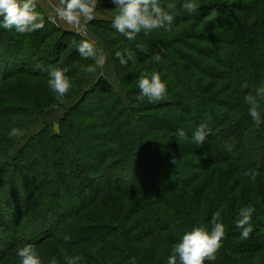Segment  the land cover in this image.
Returning <instances> with one entry per match:
<instances>
[{"label":"trees","instance_id":"16d2710c","mask_svg":"<svg viewBox=\"0 0 264 264\" xmlns=\"http://www.w3.org/2000/svg\"><path fill=\"white\" fill-rule=\"evenodd\" d=\"M200 2L194 12L178 8L175 4L170 13L173 21L167 28L180 27L176 33L181 34L186 32V23H200L210 12L227 14L231 18V31L218 38L227 44L225 51L218 49L220 41L216 37L203 31L195 33L198 44L191 46L188 39L185 43L173 37L174 40L177 39L173 44V39L165 42L152 31L137 34L139 41L136 42L122 38L111 27L109 20L90 21L91 26L98 27V35L108 48L114 64L119 61L115 52L121 51L125 56L134 54L132 64L142 67L141 70L134 71L135 80L141 74L158 72L164 81L166 77L162 71L166 72L167 69L175 74L174 80L166 82L167 93L163 100L148 104L146 100L137 99L139 89L136 85L134 92L129 88L134 80L131 82L129 76L125 79L120 75L126 98L131 102L128 109L112 83L101 76L83 92L84 96L95 94L93 106L83 107L82 95L60 119L58 132L52 134L47 128H43L35 138L29 140L22 152L5 149L6 152L0 158V180L9 176L8 181H0V215L4 213L5 220L8 221L4 223L5 229L10 230L14 236L11 239L6 236L3 238L6 248L5 251L3 247L0 248V260L11 254L18 258L16 251L26 246L20 231V211L13 210V206L23 205L29 200L52 211L58 197L68 202V206L63 207L66 213L55 222L46 220L49 218L44 215L36 220L34 226L39 228L37 227L38 231L32 237L39 236V239L34 238V243L28 242V245L35 247L50 243L61 249L83 245V242L90 244L91 241L106 245L108 238H115V242L123 245L118 248L122 254L118 264H142L131 258V254H135L131 234L137 227L151 222L157 230L163 231L162 225H168L167 230L173 232V240L180 241V231L176 233L178 229L187 232L188 227H203L211 222L213 213L219 212L225 225V235L217 251L231 257L240 254L241 247L247 245L240 244L242 237L240 230L235 227V221L239 218V210L248 206L254 209L251 224L256 231H263L259 233L264 244V197L261 198L259 193L256 195V188L264 193V124L257 126L254 123L244 99L249 93L254 95L256 86L264 81V0H250L246 3L235 0L231 2L232 9L228 8L230 4H227V9L218 8L222 5L213 4V0ZM109 5L114 7L112 3ZM166 5L162 4L164 7ZM37 9L41 12L39 7ZM40 14L44 17L43 29L23 34L19 42L7 30L0 29V37L4 36L10 45H29L31 49L27 56L35 52L34 54L42 57V63L35 60L31 62L33 67L39 64L54 66V69L65 70V75H70L73 73L70 68L73 62L91 60L80 58L77 51L78 45L88 39L53 25L47 17ZM228 34L231 35L227 36ZM9 43L0 40V79L17 73L48 75L51 69L46 68L49 67L42 70L43 72L25 70L26 63L15 56L16 52L8 46ZM177 43L183 44V47L187 45L186 48H190L191 52L186 54L178 51L175 47ZM144 46L159 55L158 66L154 67L155 63L150 65L145 62L149 55L139 52ZM77 56L79 57L76 58ZM196 56L200 59L197 60ZM173 58H180L183 63L174 61ZM15 68L21 70H14ZM243 84L248 87H241ZM179 87L182 91L176 94ZM195 91L198 95L193 103ZM49 93L46 98L33 102L32 105L28 103L31 109L28 112V124L37 121L40 113L46 114L72 96L67 93L58 100L54 93ZM21 100L15 96L13 102L9 103H23ZM9 103L0 104V107H6ZM259 110L264 113V105ZM111 117L116 121V128L107 131L102 121ZM82 119H88L91 123H84L83 127L76 126ZM200 125H204L210 134L203 145L196 146L192 135ZM80 127L89 133L84 134ZM177 129H183L185 135L178 137ZM5 131L10 132L9 129ZM18 134L17 131L13 135L16 140H11L15 145L22 141L25 133L20 140ZM104 135L109 137L108 143L97 153L94 142ZM35 148L41 149L42 155L51 154L54 170L49 172L44 169L38 173L29 170L28 175L33 176L30 179L12 176V172L16 173L22 165L31 169L36 161ZM78 148L84 153L82 157L76 154ZM89 149L94 155L85 156ZM126 159L128 163L135 165V169L128 173H112L111 169L118 164L127 163ZM224 165H229L232 173ZM228 172L231 173L229 181ZM27 180H31L32 185L27 184ZM230 183L232 184L229 185ZM21 192H29L24 203L19 200ZM73 193L75 195L72 197ZM115 194H122L124 198L127 195L133 197V209L126 215L127 210L121 219L113 216L117 214L113 207L124 208L128 205L112 204ZM72 201L75 205H71ZM91 206L97 208L89 213L91 224L85 226L80 221L84 220L83 217L87 215L85 211ZM136 209H140L138 214ZM131 214L137 215L133 218ZM142 214L147 218L145 222H136L137 218H143L140 217ZM103 218L104 221L101 220ZM107 218L109 219L106 220ZM72 219L79 221L75 224L80 227H73L74 234L88 230L90 235L99 233V237L87 239L89 242L83 240L85 234H76L80 238L77 240H73L72 235L70 239H66L62 229H69L74 224ZM71 232L72 230L69 231Z\"/></svg>","mask_w":264,"mask_h":264},{"label":"rangeland","instance_id":"374dc122","mask_svg":"<svg viewBox=\"0 0 264 264\" xmlns=\"http://www.w3.org/2000/svg\"><path fill=\"white\" fill-rule=\"evenodd\" d=\"M55 1L56 3L54 2V4L57 5L58 0H55ZM163 1L164 0H160L161 5L165 3L168 4L171 2V3L176 4L178 8L182 7V4L184 3V0H170V2H167L168 0H166L165 2ZM232 1H235V0H213V4L220 3L222 7H218V8H223V9L225 8L227 9L226 7L227 4H230L228 8L232 9L233 8V6L231 5ZM248 1L250 0H242V3H246ZM194 2L196 5L198 4L200 5L201 3L200 0H194ZM110 3H111V0H100V3L96 10V16L94 19L109 20L111 22L114 11H113V8H111V6L109 5ZM37 7H39V9L41 10V12L40 11L39 12L42 13L45 17H47L48 21L52 23L53 25L67 29L71 32H74L75 35L76 34L80 35V37L82 38H86L89 41L95 42L98 51L102 50L104 54L107 56V61H106V64L102 68L95 65L94 61L91 58H90L91 59L90 61H86V62H83L81 60H76L75 62H73L72 65H70V68L73 69V73L70 75H66L69 78L71 85H72L68 92L72 96L64 100L62 105L51 109L46 114L42 115L40 113V116L37 119V121L33 123H29V124H28V112L31 109L28 103L29 104L31 103L32 105L33 102H37V101H40L42 98H46L47 95L50 94L49 92L53 93L47 84L49 75H44V74L39 75L41 73H38L36 75L29 74V73H19V74L17 73V74H13L8 77H5L3 79H0V104H8L11 101L13 102V99L15 98V96L21 98L22 99L21 101L24 103L23 104L21 102H15V104L9 103V105L6 107H0V158L6 152L5 149L9 151L10 149H13V150L15 149L14 152H18V151L22 152L25 149L29 140L32 138H35L43 128H47L52 134L58 132L60 119L67 113L70 107H72L75 103H77L80 100V98L83 95V92L86 91V89H88L91 85H93L97 81V79L101 76L105 77L112 83V85L114 86V89L119 93V95H121L122 99L125 101V104L127 105V108L129 109L131 106V102L129 99L126 98L125 86H124L123 80L121 79L120 75H122L125 79H126V76H129L130 78L127 77V80L129 78L131 82L134 80L132 84L129 85V88L132 89L134 92L135 85L137 84L139 78L135 80V77L133 78V73L134 71H138L142 69L140 65H137L135 63L132 64L131 61L133 59L134 54H132L131 59H127L128 56H125V58L127 59L126 64L122 65L119 61L117 62V64H114L111 60V56H110L111 54L108 48L103 44L101 38L98 35V27L96 25L91 26L89 22L86 26V30L81 32L80 30L65 23L64 21H61L59 18H57L54 15L53 12L49 14L47 13L48 11L43 12L40 6L37 5ZM173 9H166V10L169 11V13H172ZM230 24H231V18L227 14L210 12L209 15L205 16L200 21V23L199 22L195 23L193 21L189 22L188 25L186 23V25L184 26L186 29V32H183L181 34L176 33L177 32L176 30H179L180 27L178 28L172 27V29L167 28L165 30L155 29L152 31V33L156 32L160 36L159 38L164 40L165 42L166 41L171 42L170 39H173L171 44L177 41V39H181L185 41V43H187V39H188V43L191 46V45L198 44L197 43L198 37H196L197 35H195V33L197 34L198 31H203V33H207V35L211 37L213 36L216 37L217 41H220V44L217 45L218 49L225 51L227 48V44H225V42H221L222 40H218V38L221 35L223 34L225 35L229 31H231ZM2 30L6 31V29H2ZM7 31L10 32V36L13 39H17L18 42L21 41L23 34L15 33L14 30H7ZM120 35L122 38H125V40L127 41L133 40L137 42L138 40L136 37L132 40H129L126 37H124L122 34ZM230 35L231 34H228L227 36H230ZM173 37L177 39L174 40ZM0 40L6 44L9 43L4 36H2ZM122 44L123 43L121 42V45ZM176 45L177 46L175 47H177L176 49H178V51H181V52L184 51L186 54L187 52L190 51V48H186L187 45L186 47H183V44L181 43H177ZM8 46H11L15 50L17 54V55L15 54V56L19 57L21 60H23L26 63L25 70L28 69V71L35 70V72H39V71L43 72L42 70H44L46 67H49L46 69H51V70L54 69V66H45L42 64H39L41 66L40 68H37L35 66L33 67V65H31V62L34 60L41 62L40 59L42 57H40L37 54H34L35 52H33L31 56L29 55L27 56L28 51L31 49L29 45L19 44L17 46L14 44L10 45L9 43ZM140 51L149 55L145 61L147 64L149 63L151 65L155 63L154 67L159 65L160 62H157L159 60L155 59L157 54L154 50L150 49L147 46H144L142 47V49L139 50V52ZM172 53L174 52L172 51ZM78 57L79 56H77L76 58ZM196 58L197 60L200 59L198 56H196ZM173 59L174 61L181 62L180 58L178 60H176V58H173ZM89 66L93 67L94 70L92 72L86 71V68ZM14 70H21V69L15 68ZM162 73H163V76L166 77V79L164 80L165 83L173 82L174 80L173 77L175 76V74H173L170 69H167L166 72H164L163 70ZM181 91L182 89L179 87L178 89H176L175 93L178 94V92H181ZM197 93L198 92L195 91V98H193L194 100L192 99L193 103L196 100V97L198 95ZM99 95L100 94L98 95L96 94V96H99ZM93 97H95V94L92 96H90L89 94L88 95L85 94V96L83 95L82 97L83 102H81V104L84 103L83 107L89 108L90 105L93 106L95 104V99H93ZM136 122H137V119L135 118L134 123ZM84 123H91V122L88 119H82L81 122H77L76 126L83 127ZM115 123L116 121L112 117L109 118L108 120L104 119V121H102V125L105 127L107 131H111V130L113 131L114 128H116ZM5 129L7 130L9 129L10 132L5 131ZM12 129L18 130L19 132V134L17 135L18 140H20L22 138V134L25 133L23 136V139H21L22 141L20 143H17L16 145L13 144V142H11V140H16V138L13 137V135H11ZM81 130L84 134L89 133L86 129L81 128ZM68 132L69 130H67V133ZM2 138L5 139V141ZM108 138H106V136L104 135L103 137L101 136V139L99 138V139H96L95 142L93 141L95 146L97 145L96 146L97 149H95L97 153H100L102 148L106 146V144L108 143V140H107ZM91 141L92 140H89V142ZM116 141H117V138H116ZM42 153L43 152L41 149L35 148L34 154L36 156V161L33 165H31L30 167L31 169L25 168L22 165L19 167L16 173L13 174L12 172V176H18L23 179H30V178H33V176L31 177V175L30 176L28 175L29 170L30 171L32 170L38 173L40 171L42 172L44 169H48L49 172H52V170H54L53 169L54 164L52 163L51 154H46L45 156V155H42ZM86 153H85V156L93 154V152L90 149ZM76 154L78 155V157L79 156L82 157L84 155L83 151H81L79 148L77 149ZM126 162H127V159H126ZM223 167L230 171L229 165L227 166L224 165ZM134 169H135V165H131V163L127 162L125 164L123 163L118 164V166H115L114 168H112L111 171L112 173H117V172L118 173H122V172L128 173L130 170H134ZM230 172H228L229 174L227 176V181L230 180V176H231L230 174L232 173ZM8 176L9 175L4 176V179L0 181L1 182H4V180L8 181L7 180ZM27 181H28L27 184L32 185L33 182L31 180H27ZM231 184L232 183H230L229 185ZM261 192L262 191L260 190V188H256V195H258L259 193L261 198H263L264 193L262 192L261 194ZM28 193L26 194H23L22 192L20 193L19 200H21V203H24L26 201V199L28 198ZM74 195L75 194L73 193L72 197ZM123 196L122 194H115V198L112 201V204L122 205V206L128 205L127 207H124V208L113 207L114 213H117L116 215H113V216H118L119 219L125 216V212L127 210L128 211L126 215H128L129 214L128 212H130L134 207L133 197L130 195H127V197L124 198ZM55 201L57 204L52 206L53 207L52 211H49L48 209H46L44 205L42 204L39 205L37 203H34L33 201L31 203L29 200L27 201V203L23 205L18 204L16 205V207L13 206V210L20 211V215L18 214L21 220L20 231H21L23 242L26 245H28L27 244L28 242L31 244L34 238L36 240L39 237V236L32 237L33 235H35L33 233H36L38 231L37 229L39 228V226H37L38 228L34 226L36 225L34 223L36 220L40 219V217L44 215V217L46 216L49 218L46 220L48 221L54 220L53 222H55L58 219L62 218L64 216V213H66V211H64L63 209V207L65 208L66 206H68V202H66V199L63 200L62 198L58 197L56 198ZM71 205H75L74 201H72ZM95 208L97 207L91 206L87 208V210L85 211V214L87 215L83 213L85 217H83L84 220L80 221L81 224L85 226L91 224L89 223L90 220L88 219V216H89V213L93 211ZM136 210L138 214L140 209L139 210L136 209ZM131 215L133 216V218L136 216L135 214L134 215L131 214ZM113 216H109V218L112 219ZM143 216L144 215L142 214L140 217H143ZM5 217L6 216L4 215V213L0 215V248L3 247L4 251H5L6 245H4L3 238H5L6 236L11 239V237L14 236V234L10 230L5 229L6 227L4 223H8V221L5 220ZM109 218H107L106 220H108ZM104 219L105 218L101 220L104 221ZM145 219L147 218L145 217H143L142 219L137 218L136 222L139 220H141L142 222H145ZM72 221H74V224L72 223V225L69 226L70 227L69 229L68 228L62 229V233H65L66 239H70V235H72L73 240L80 239L76 234H85L84 239H83L85 242H89L87 241V239H91L93 237H99V233H94L90 235V233L87 232L88 230H85L84 233L78 230L80 233L74 234L73 227L77 226L76 228H79V229L80 227L75 224V222L78 223L79 221H77L76 219L74 220L72 219ZM251 223L252 221H250V226L252 228V231L249 233V236L246 239L242 238V240H240V244L241 243H243L242 245L247 244L241 247L239 251L240 254H234L233 256L231 255V257L230 256L227 257L224 253L220 254L217 251L215 254L216 259L212 262H209L206 260L205 264H264V244H263V241L260 239L261 233L263 231H256L255 230L256 228H254ZM148 225H151V227H149ZM162 226L164 227L163 231H160L159 229L157 230V228L153 224H151V222L145 223L144 225L140 226V228L138 227L136 228L134 233L131 234V237L133 238V245H134L133 247L135 249V254L134 253L131 254L132 255L131 258L133 257L139 260L142 264H167V260L171 253V249L176 243L179 242V240L178 239L173 240L171 236L173 232H169L167 230L168 225H165V226L162 225ZM87 227L90 228V226H87ZM203 227H206L208 230H210L211 224L206 223L205 225H203ZM188 228L189 229H187V232L193 229L192 227H188ZM70 230H72L71 233H69ZM141 230H143L144 232H141ZM177 232L181 234V236L179 237V239H181L184 233L186 232V230L178 229L176 233ZM38 233L36 235H39ZM128 235H130V233H128ZM82 244L83 245H76L71 248H61V249H57L53 247L50 243L45 244V245L39 244L40 246H35V247H33L32 245L31 246L36 251L38 256L40 257L42 264H50V261L52 259H55L56 262H62V264L63 263L66 264V261L64 259L65 254H67L68 256H79L81 258L80 264H118L119 259H120L119 257L122 256L120 251H118V248H121L123 245L121 244V242H115V238H108L106 245H103L100 242H96V241H91L90 244H84L83 242ZM250 247L251 248L253 247V249H251ZM1 256L2 255L0 254V257ZM0 264H20V260L19 258L13 257V255L11 254L1 259Z\"/></svg>","mask_w":264,"mask_h":264},{"label":"clouds","instance_id":"9594fccd","mask_svg":"<svg viewBox=\"0 0 264 264\" xmlns=\"http://www.w3.org/2000/svg\"><path fill=\"white\" fill-rule=\"evenodd\" d=\"M38 0H0V28L14 30L18 34L31 33L43 29L44 17L37 9ZM100 0H58V4L52 9L54 15L61 21L73 26L81 32L86 30L87 24L96 16V10ZM114 14L111 20V27L129 40L141 32H151L155 29L170 27L173 15L166 9H173L174 3L162 6L160 0H111ZM182 7L189 12L196 11L194 0H184ZM82 59L91 58L95 65L103 67L106 64L107 56L102 50L97 49L95 42L83 40L77 47ZM127 50H125L126 52ZM115 57L123 65L127 59L121 51L115 52ZM155 59L159 60L157 54ZM40 68V65H36ZM93 67L89 66L86 71L92 72ZM48 87L61 100L70 90L71 82L65 75V70L52 69L48 73ZM139 89L137 99L148 104H155L163 100L167 93V85L162 81L158 72L141 74L136 84ZM247 88V84L241 85ZM245 103L248 105V114L257 126L264 124V113L259 109L264 105V81L255 88V94H247ZM17 129L11 130V135L17 134ZM210 133L204 125L194 130L192 139L196 146H201ZM176 135L183 137V129H177ZM254 209L251 206L242 207L235 221V227L240 230L242 238H247L252 231L250 221ZM211 229L206 227H194L186 232L181 240L176 243L168 257L167 264H205V261L212 262L216 259V252L221 247V241L225 235V225L216 212L211 217ZM20 264H42V261L31 245L19 248L16 252ZM66 264H80L79 256H68L65 254ZM50 264H57L55 259Z\"/></svg>","mask_w":264,"mask_h":264},{"label":"crops","instance_id":"0c3cea01","mask_svg":"<svg viewBox=\"0 0 264 264\" xmlns=\"http://www.w3.org/2000/svg\"><path fill=\"white\" fill-rule=\"evenodd\" d=\"M54 2L56 3L55 0H38L37 5L40 6V8L43 10V12H47V13H51L52 12V8L55 5ZM45 7H44V6ZM63 24V23H62ZM64 26V25H63ZM65 27V26H64Z\"/></svg>","mask_w":264,"mask_h":264}]
</instances>
